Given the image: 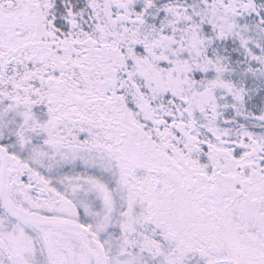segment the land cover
<instances>
[{
  "label": "snow or ice",
  "instance_id": "obj_1",
  "mask_svg": "<svg viewBox=\"0 0 264 264\" xmlns=\"http://www.w3.org/2000/svg\"><path fill=\"white\" fill-rule=\"evenodd\" d=\"M0 264H264V0H0Z\"/></svg>",
  "mask_w": 264,
  "mask_h": 264
}]
</instances>
